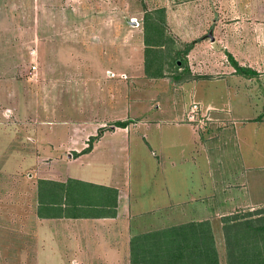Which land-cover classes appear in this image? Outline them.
I'll use <instances>...</instances> for the list:
<instances>
[{
	"label": "rangeland",
	"instance_id": "374dc122",
	"mask_svg": "<svg viewBox=\"0 0 264 264\" xmlns=\"http://www.w3.org/2000/svg\"><path fill=\"white\" fill-rule=\"evenodd\" d=\"M165 5L170 14L177 6L183 9L176 12L184 18L186 27L179 29L188 41L166 26L170 45L160 55L164 76L152 78L145 73L142 18L146 9ZM107 8L124 10H100ZM195 40L205 45L193 52L190 68L183 50ZM176 50L188 67L180 81L170 61ZM228 50L245 67L259 70L250 83L236 86V96L227 86ZM216 62L220 71L212 67ZM107 66L114 75L105 83ZM198 81H204L197 86L198 100H189ZM227 103L237 119H264V0H0V264H131L133 236L199 221L211 225L219 263L230 264L225 220L243 228L264 224V206L238 200L244 179H262L264 187V137L250 142L251 155L259 154L250 164L239 138L253 126H239V135L227 131L226 122L218 120L228 113L218 108ZM192 104L201 110L193 114L198 119L193 124L186 122ZM212 106L216 110L207 109ZM119 119L131 138L146 137L152 148L162 144L166 153L157 169V159L134 150L136 141L130 140L129 160L120 168L135 210L153 211L112 225L119 230L116 239L104 223L39 218L38 181L50 175L58 147L81 149L88 143L83 132L92 129L88 120L108 130ZM38 149L52 158L38 161Z\"/></svg>",
	"mask_w": 264,
	"mask_h": 264
},
{
	"label": "crops",
	"instance_id": "0c3cea01",
	"mask_svg": "<svg viewBox=\"0 0 264 264\" xmlns=\"http://www.w3.org/2000/svg\"><path fill=\"white\" fill-rule=\"evenodd\" d=\"M166 10V24L169 26V29L174 33V36H176L180 41L183 43H187V37L182 33V29H179V26L184 29L186 27V24L184 22H181L184 18L181 14L176 12V10H183L180 7L177 6L176 8H173V12L170 14L167 12L169 10L168 7L163 6ZM100 10H124L120 8H107V9H100ZM146 10H158L156 8L153 9H146ZM179 17V18H177ZM178 28V29H176ZM186 37V38H185ZM199 40L191 41L189 42L190 45L187 46V48L184 50L187 51L186 57H188V65L191 68V60L193 57V52H195L199 47H203L205 45V42H199ZM186 47V46H185ZM183 50V51H184ZM233 52L227 51V59L230 61V64L228 65L229 76L227 79L229 80L228 87L233 86L234 88V94L237 95L236 92V86L241 83V81H247L249 82L250 78L252 76H256L259 73V70L252 66H244L240 62L236 60ZM204 56V55H203ZM201 56V57H203ZM230 56L232 60L236 63V65L244 70H249L253 72L254 74H241L239 73L235 66L233 65L231 59L228 57ZM214 66V69L217 71H220V65L216 62ZM109 66H107L104 69L103 76L105 79V83H107V78L109 74L111 73L114 75L112 71H109ZM189 68V69H190ZM193 73V71L191 72ZM260 75V74H259ZM110 80V78H109ZM103 81V82H104ZM109 82V81H108ZM111 82V81H110ZM204 81H198L193 87H195L193 90H191L190 94L188 93V90L181 89L182 94L184 95L186 92L189 94V100L193 97L194 99H197L198 89L197 86L200 85V83H203ZM112 83L115 85L121 86V83L114 82ZM250 83V82H249ZM233 84V85H232ZM107 87V85H106ZM245 90L249 91V87L247 84H245ZM96 93V91H94ZM101 93V91L99 90ZM248 95V94H246ZM251 97V96H250ZM247 100L249 97L246 98ZM185 98L182 97V103H184ZM198 100V99H197ZM116 101H122V99L117 98ZM115 101V102H116ZM114 102V104H115ZM195 102H197L195 100ZM199 104L201 100L198 101ZM197 102V103H198ZM124 103V102H123ZM202 103V102H201ZM176 104V103H175ZM181 102L179 103V105ZM135 105L134 108L136 112H138L137 115L141 114L142 109L138 104H132ZM177 107V104L174 105V108ZM178 108V107H177ZM176 110H180L179 109ZM207 109L216 110L215 107H207ZM220 112H224L225 110H228V113L224 117H219L218 120L225 121L226 125H228L226 128L227 131L231 128H233L234 133L239 135V131H236L239 126L244 125H252L253 128L243 130L242 135L239 138V141L243 143V145L246 146L245 152H244V159L249 160L250 164L252 160V156H259V154L253 153L251 155L250 150L248 149L250 142L254 140L255 143L257 141L261 142L262 137H264V119L262 117L257 118L255 117H245L241 119H237L233 116L232 113V107L231 105L222 104L220 108H218ZM170 110V109H169ZM173 110V108H171ZM144 111H150L149 108H145ZM179 117V115H178ZM174 118H177V115H174ZM118 121L122 122L123 119H119ZM181 121V120H179ZM177 120L175 121V123ZM68 123L71 124L70 121ZM95 123V124H93ZM90 122L88 120V124H91L89 131H86L84 128V133L87 138H91L97 135V132L99 129H104L103 125L99 124L98 122ZM66 124L69 129L70 127H75V125ZM94 125V126H93ZM72 131V134L77 133L76 128ZM94 130V131H92ZM226 131V132H227ZM96 132V134L94 133ZM129 127L126 125L125 127H117L114 125L113 127H110L108 130H103V133L92 143V147L88 152H82L85 148H87L88 143H84L83 147L81 149H76L70 146V144L64 146H59L57 152H60L61 154L56 155L55 157L51 154V152L46 153L43 149L37 150V160L47 159L48 157L53 156V159H56L54 166L52 167V171L49 172V176L41 178L40 180H46V181H53V182H59L62 184H67L68 182H72L70 191L67 194V196L62 197L63 200H67L68 204L61 203L60 208L66 210L70 215L68 217L62 216V217H55V218H45L44 220H52V219H60V220H69V221H82V222H91V223H104L105 227H109L112 231L115 233H112L113 237L115 239L118 235V227L117 229L112 227V225L118 226L124 223H130L135 219H138L141 217V214L150 213L153 211V209L145 210V209H139L135 210L136 202L131 201V188L129 187V184L127 180L122 178L120 176V168L123 167V164L126 160H129L128 154L130 151V140L134 143L136 141V144H134V150H139L143 152V149L145 153L147 154V151L149 154L157 159V163L154 159V165L157 166V169L161 168L163 163V158L166 156V153L164 151V148L162 144L155 145L156 147H151L149 145L148 140H146V137L142 136L143 142L140 140L138 136L130 137ZM226 132H223L221 134H226ZM193 134V132L191 131ZM195 135V134H194ZM222 135V136H223ZM237 138V136H235ZM239 137V136H238ZM87 138L84 139V142L87 141ZM258 138V139H257ZM257 139V141H256ZM86 140V141H85ZM120 140V141H117ZM219 142L220 140L217 139ZM223 140V139H222ZM200 141V138H199ZM216 141V143L218 142ZM218 142V143H219ZM138 143V144H137ZM195 144H199L195 141H193ZM145 144V145H144ZM201 144V143H200ZM202 145V144H201ZM221 146V145H220ZM52 147V146H51ZM148 147V148H147ZM204 148V146L202 145ZM259 149H261V143L257 146ZM53 150L52 148H50ZM220 149V147H219ZM203 151V150H202ZM158 154V155H157ZM157 155V156H156ZM181 158L183 161H186V155L183 153L181 155ZM182 162H180L181 164ZM57 167L55 168V166ZM62 166L64 167L63 169ZM222 168V167H221ZM74 169V170H73ZM256 170L257 168L254 167ZM248 170H252L251 167H248ZM43 171V168H41V172ZM162 173V172H161ZM180 174H182V171H179ZM237 181V180H236ZM238 183H241V179L238 180ZM242 187L240 188L241 195L239 194V199L242 198L243 203L251 204L252 206L261 207L264 206V187L262 186V179L261 182L257 183L256 177H254L253 180L244 179V182L241 183ZM229 200L234 201V198L231 196V192L229 194ZM95 202V203H94ZM145 210V211H144ZM137 216V217H135ZM114 229V230H113ZM111 234V233H110ZM119 237H122V235H119ZM114 249H116V244L112 245ZM118 252V251H116Z\"/></svg>",
	"mask_w": 264,
	"mask_h": 264
},
{
	"label": "trees",
	"instance_id": "16d2710c",
	"mask_svg": "<svg viewBox=\"0 0 264 264\" xmlns=\"http://www.w3.org/2000/svg\"><path fill=\"white\" fill-rule=\"evenodd\" d=\"M166 26L164 9L144 11L142 30L143 44L146 49L145 73L152 78L164 76L163 64L166 61L160 55L162 50L170 45V36L166 33ZM154 51L159 53L155 58L148 56L149 52ZM179 51L174 52L176 57L170 56L171 65L179 71V74L174 76L177 81L183 79L182 71L185 74L188 72L186 59L177 57ZM184 55H187L186 50H184ZM228 57L239 73L254 74L249 70L239 68L232 58ZM114 125L123 128L126 123L116 122ZM102 133L103 129H99L96 136L89 138L87 148L82 152H88L92 143ZM71 184V181L66 185L53 181H38L37 215L39 218H59L70 215L60 208V204H68V201L63 200L62 197L67 196ZM225 223L224 238L228 243L227 252L230 250L229 263L264 264V224L243 228L242 225H237L238 221L235 222L231 218L226 219ZM130 258L131 264H220L211 225L208 221L190 222L133 236L130 239Z\"/></svg>",
	"mask_w": 264,
	"mask_h": 264
},
{
	"label": "built area",
	"instance_id": "2783aa9c",
	"mask_svg": "<svg viewBox=\"0 0 264 264\" xmlns=\"http://www.w3.org/2000/svg\"><path fill=\"white\" fill-rule=\"evenodd\" d=\"M200 110V107L197 104H192V106L190 107V112L186 115V122H190V123H196L198 121V119H194L193 118V114L197 113Z\"/></svg>",
	"mask_w": 264,
	"mask_h": 264
}]
</instances>
